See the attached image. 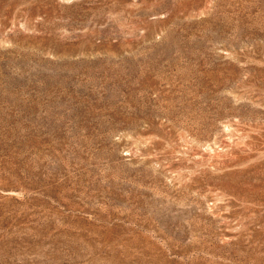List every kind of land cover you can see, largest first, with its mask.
<instances>
[{
  "label": "rangeland",
  "instance_id": "rangeland-1",
  "mask_svg": "<svg viewBox=\"0 0 264 264\" xmlns=\"http://www.w3.org/2000/svg\"><path fill=\"white\" fill-rule=\"evenodd\" d=\"M0 264H264V0H0Z\"/></svg>",
  "mask_w": 264,
  "mask_h": 264
}]
</instances>
